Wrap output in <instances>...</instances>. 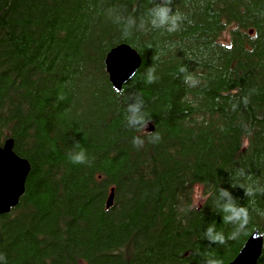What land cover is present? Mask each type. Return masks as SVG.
<instances>
[{"label":"trees","instance_id":"16d2710c","mask_svg":"<svg viewBox=\"0 0 264 264\" xmlns=\"http://www.w3.org/2000/svg\"><path fill=\"white\" fill-rule=\"evenodd\" d=\"M122 43L142 63L117 91ZM8 138L31 170L0 264H231L264 237V0H0Z\"/></svg>","mask_w":264,"mask_h":264},{"label":"water","instance_id":"95a60500","mask_svg":"<svg viewBox=\"0 0 264 264\" xmlns=\"http://www.w3.org/2000/svg\"><path fill=\"white\" fill-rule=\"evenodd\" d=\"M105 63L110 82L115 90L121 91L140 68L142 57L137 49L122 43L110 50ZM149 130H153V126ZM30 170V162L15 152L12 138L0 145V214L9 213L18 205ZM113 202L114 189L108 197L107 206H112ZM263 245V235L254 230L231 264H257Z\"/></svg>","mask_w":264,"mask_h":264},{"label":"clouds","instance_id":"9594fccd","mask_svg":"<svg viewBox=\"0 0 264 264\" xmlns=\"http://www.w3.org/2000/svg\"><path fill=\"white\" fill-rule=\"evenodd\" d=\"M169 12L170 9L167 7H158L155 10V16L158 18L160 24H164L169 20ZM153 23H155V20L153 21ZM181 70L183 71V69ZM152 71H153L152 69H149V74L147 78V83L149 84L153 83L155 79L152 75ZM139 109L140 106L137 104V105L129 106L128 110L132 113V122H137L143 127L146 126L147 121L142 116L137 115V113H139ZM72 160L77 163H83L85 160L84 153L82 151L78 152L77 154L72 156ZM222 194L228 195L226 192ZM248 194L250 195L251 193ZM225 211L231 213L230 216L226 217V219L230 221H237L242 223L246 217V209L235 207L230 203L225 206ZM212 232H213V228L209 227L208 235L210 239L219 241L220 243H224V237L222 235L220 234L212 235ZM230 238L236 239L237 238L236 233H233ZM216 264H222V262L217 261Z\"/></svg>","mask_w":264,"mask_h":264},{"label":"rangeland","instance_id":"374dc122","mask_svg":"<svg viewBox=\"0 0 264 264\" xmlns=\"http://www.w3.org/2000/svg\"><path fill=\"white\" fill-rule=\"evenodd\" d=\"M224 39H228V33L226 32L225 34H224Z\"/></svg>","mask_w":264,"mask_h":264}]
</instances>
